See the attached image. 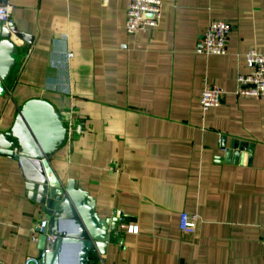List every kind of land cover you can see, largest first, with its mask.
<instances>
[{"label": "crops", "instance_id": "obj_1", "mask_svg": "<svg viewBox=\"0 0 264 264\" xmlns=\"http://www.w3.org/2000/svg\"><path fill=\"white\" fill-rule=\"evenodd\" d=\"M162 1L160 25L131 35L130 0H9L34 42L12 38L22 50L0 97V132L34 97L76 116L81 130L54 171L88 190L102 218L128 222L95 264H264V96L236 94L245 54L264 52V0ZM214 20L232 26L228 53H197ZM206 83L225 91L208 111ZM183 213L198 216L191 234ZM45 217L19 163L0 152V264L39 257L31 228Z\"/></svg>", "mask_w": 264, "mask_h": 264}, {"label": "water", "instance_id": "obj_2", "mask_svg": "<svg viewBox=\"0 0 264 264\" xmlns=\"http://www.w3.org/2000/svg\"><path fill=\"white\" fill-rule=\"evenodd\" d=\"M13 36L26 43L24 49L34 42L14 23L1 27L0 97L7 94V82L22 50L12 41ZM69 140L70 130L57 104L44 97L24 102L8 130L0 132V152L19 163L29 199L42 205L49 221L38 241L39 264H95L94 255L104 256L110 244L120 243L121 227L128 223L117 214L102 218L96 211L97 200L88 190L75 179L63 183L58 178L53 159ZM47 234L55 240L47 243ZM68 252L72 254L70 261L65 259Z\"/></svg>", "mask_w": 264, "mask_h": 264}, {"label": "built area", "instance_id": "obj_3", "mask_svg": "<svg viewBox=\"0 0 264 264\" xmlns=\"http://www.w3.org/2000/svg\"><path fill=\"white\" fill-rule=\"evenodd\" d=\"M164 2L162 0H130L126 30L131 35L139 32H151L160 25ZM13 23L12 6L9 0H0V26H9ZM232 26L223 20L212 21L204 34H202L196 45V52L206 55H226ZM246 63L249 73L240 74L237 79L238 89L236 94L243 98H260L264 96V52L256 48L249 50L246 54ZM225 96L224 89L217 84L206 83L200 96L201 108L208 111L221 105ZM76 116L68 110L65 122L70 130H81V124H76ZM198 222L197 215H181L180 226L185 234L195 231ZM49 221L42 218L35 222L31 228V239L39 241L40 235L48 228ZM130 232L137 233L138 226L131 225ZM47 243L53 242L55 237L47 234ZM264 243V239H263ZM26 264H39L38 257H28Z\"/></svg>", "mask_w": 264, "mask_h": 264}, {"label": "bare ground", "instance_id": "obj_4", "mask_svg": "<svg viewBox=\"0 0 264 264\" xmlns=\"http://www.w3.org/2000/svg\"><path fill=\"white\" fill-rule=\"evenodd\" d=\"M70 227V226H69ZM65 259L67 260V261H70L71 259H72V254H71V252H68L66 255H65Z\"/></svg>", "mask_w": 264, "mask_h": 264}]
</instances>
